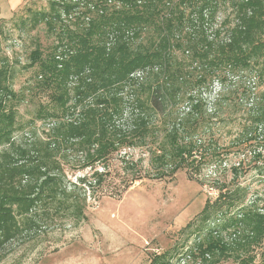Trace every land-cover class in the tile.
I'll use <instances>...</instances> for the list:
<instances>
[{
    "label": "trees",
    "instance_id": "trees-1",
    "mask_svg": "<svg viewBox=\"0 0 264 264\" xmlns=\"http://www.w3.org/2000/svg\"><path fill=\"white\" fill-rule=\"evenodd\" d=\"M220 8L232 18L217 25ZM51 10L32 19L48 30L64 24L57 43L46 56L35 45L28 63L38 65L53 103L37 109L36 118L48 125L41 134L18 126L23 133L15 136L10 68L0 63V249L56 218L86 219L87 192L103 181L109 156L124 148L149 153L146 171L140 160L123 158L129 182L169 178L185 168L191 177L206 157L199 137L208 116L202 90L215 81L224 87L228 72L264 81V0H52ZM93 11L98 18H80ZM73 12L76 29L62 18ZM261 98L248 110L245 134L264 130V93ZM77 163L105 170L69 182L66 168ZM226 198L227 209L220 213L225 216L234 206L232 193L218 191L205 203L203 224ZM263 239L264 211L243 206L210 227L188 256L202 264L224 258L254 264L253 248ZM149 264L170 263L161 253Z\"/></svg>",
    "mask_w": 264,
    "mask_h": 264
},
{
    "label": "rangeland",
    "instance_id": "rangeland-1",
    "mask_svg": "<svg viewBox=\"0 0 264 264\" xmlns=\"http://www.w3.org/2000/svg\"><path fill=\"white\" fill-rule=\"evenodd\" d=\"M51 2L0 0V63L6 61L10 68L8 83L15 97L9 106L16 111L17 138L23 133L20 127L38 134L48 127L36 114L40 104L46 108L53 105L50 90L40 82L38 65L28 63L35 45L40 46L43 56L52 50L64 26L57 23L48 30L43 22L33 24L32 18H38L39 12L52 13ZM83 9H77L75 14ZM74 16L73 12L71 18H62L68 19L63 23L76 29L78 21H72ZM85 16L98 18L95 11L80 18ZM225 16L232 18L229 10L220 8L216 24ZM226 76L224 87L215 81L202 90L208 116L199 137L205 149L201 147L200 151L206 157L199 170L192 168L191 177L185 168L169 178L144 176L129 182L131 175L122 168L123 158L140 160L146 171L149 153L142 147L114 152L105 162L103 181L87 192L86 219L76 222L56 218L35 232L14 238L0 249V264H149L154 254L161 253L170 264H202L188 254L196 242L205 240L210 227L243 206L264 211V130L245 134L243 128L248 122V110L256 106L255 102H262L264 81L243 72H228ZM219 94L220 103L215 106L213 102ZM195 154L199 156V152ZM94 169L105 167L98 164L81 168V163L73 164L66 168V179L74 182ZM218 191L232 193L234 206L220 216L228 205V199H224L222 208L212 207L211 217L203 224L200 212L207 201L213 202ZM229 231L232 228L224 233ZM253 253L254 264H264V239ZM216 264L235 262L224 258Z\"/></svg>",
    "mask_w": 264,
    "mask_h": 264
}]
</instances>
